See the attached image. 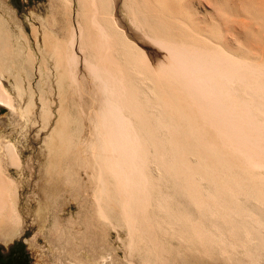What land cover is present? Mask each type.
<instances>
[{
	"label": "bare ground",
	"instance_id": "bare-ground-1",
	"mask_svg": "<svg viewBox=\"0 0 264 264\" xmlns=\"http://www.w3.org/2000/svg\"><path fill=\"white\" fill-rule=\"evenodd\" d=\"M59 6L61 35L45 25L42 47L33 29L40 72L46 57L54 68V100L36 82L40 125L52 122L53 102L56 119L34 214L52 248L73 264H106L113 229L130 264H264V176L253 171L264 167V60L192 27L184 0ZM3 11L0 103L13 108L10 83L22 96L20 71L31 75L35 54ZM12 146L0 141L5 242L24 219L7 170L18 163Z\"/></svg>",
	"mask_w": 264,
	"mask_h": 264
},
{
	"label": "rangeland",
	"instance_id": "rangeland-1",
	"mask_svg": "<svg viewBox=\"0 0 264 264\" xmlns=\"http://www.w3.org/2000/svg\"><path fill=\"white\" fill-rule=\"evenodd\" d=\"M60 1L0 0V8L9 17V25L16 34L17 39L22 41L24 38L23 33L25 36L28 35L31 50L35 54L30 68L32 76L27 77L25 70L20 71L24 90L23 95H19L16 87L10 83L9 92L14 107L10 108L0 103V141L12 144L18 155V163L12 164L10 161L7 170L10 178H13L16 183L17 205L24 217L20 233L16 237L6 242L0 240V264H73L70 258L59 256L58 250L52 248L47 238H45L46 236L40 231L44 227L40 228L34 221L35 212L42 206V201L38 197L37 182L41 165L44 164L46 159V155L43 154V144L49 127L56 119V106L53 102L51 108L52 111L54 109L53 115L55 116L50 117L49 120H52V122L49 121L50 124L48 125L50 126L46 125L44 128L43 123H40V110H38L40 104L37 102L38 99L40 100L38 97L40 91L38 89L39 87L45 89L44 93H48L52 100L56 98V95L54 91L51 94L46 92L50 86L53 88L54 68L52 69L51 57H46L49 69L42 68L40 72L39 66L43 65L44 62L42 63V53L37 46L33 29L37 31L42 47L44 45L42 31L45 29V25L52 33L59 34L60 23L62 22V20H58L60 19V13L62 14L61 19L64 17V13L61 12L59 6ZM184 3L185 6L180 9L192 27L205 32L204 34L208 37L218 39L233 52L247 56L251 54L253 57H260L264 60V0H184ZM74 11L75 7H72L71 24H74ZM45 75H48L49 78H45ZM11 77L10 75V79ZM36 82H39V87ZM31 93H34L35 96V98L33 96V100H35L33 105L36 104L35 106L38 107L36 109L33 106L35 107L34 114H32V110L29 113L25 109ZM36 117H39V119ZM253 171L255 174L264 176V167L256 168ZM82 175L88 177L86 169L82 171ZM76 211L77 206L73 202L65 206L62 213L66 215L71 212L76 213ZM124 236H127L126 232ZM109 240L112 250L110 256L108 255L104 262L106 264H130L126 250L123 245L119 244L113 229L109 231ZM135 260L140 263L139 258H135Z\"/></svg>",
	"mask_w": 264,
	"mask_h": 264
}]
</instances>
